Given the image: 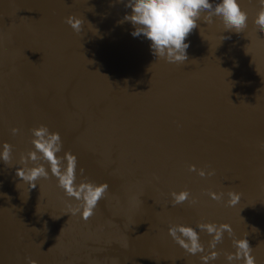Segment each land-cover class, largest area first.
Listing matches in <instances>:
<instances>
[{"label":"water","instance_id":"1","mask_svg":"<svg viewBox=\"0 0 264 264\" xmlns=\"http://www.w3.org/2000/svg\"><path fill=\"white\" fill-rule=\"evenodd\" d=\"M215 2V0H213ZM126 0H0V264H226L245 238L264 264V32L260 0H240L247 27L225 31L202 14L186 37L182 64L152 55L149 42L120 23ZM68 17L81 20L73 31ZM46 125L75 155L78 180L108 188L94 214L56 179L36 187L15 175ZM19 132L12 135L11 128ZM197 170H213L201 177ZM82 170V171H81ZM187 189L173 205L170 193ZM209 193L221 194L212 199ZM229 193L239 194L229 205ZM227 224L215 249L188 254L171 225Z\"/></svg>","mask_w":264,"mask_h":264},{"label":"clouds","instance_id":"2","mask_svg":"<svg viewBox=\"0 0 264 264\" xmlns=\"http://www.w3.org/2000/svg\"><path fill=\"white\" fill-rule=\"evenodd\" d=\"M120 2V0H117ZM261 7L257 11L253 23L264 32V0H260ZM125 7L130 9L125 13L120 23L128 22L132 25L133 37L142 36L149 42V49L153 56L168 63L182 64L187 59L186 50L189 43L186 37L197 26V21L202 14L206 15L207 22L213 17H218L225 31L241 32L247 27L248 14L241 5L240 0H126ZM65 22L73 31L81 30V20L68 17ZM12 135L19 132L18 128H11ZM31 149L26 155L21 156V164L30 167H19L15 175L23 182L29 184L30 189L36 187V181L52 176L56 179L58 187L69 198L77 202L76 207H71L68 214H79L83 219L94 214L98 201L107 191V184L94 183L90 180H78L77 160L75 155L65 152L59 133L50 131L46 125H39L30 130ZM12 146L7 143L0 144V162H8L11 158ZM82 171V170H81ZM189 171H197L201 177L212 176L213 170L207 172L197 170L194 165H189ZM173 205L189 201L195 204V199L190 200V192L185 189L171 192ZM212 199H221V194L209 193ZM229 205H234L239 199V194L229 193ZM200 231L206 232L211 240L209 249H215L222 240L223 234H231L227 224L217 225L214 222H202L195 228L189 225H171L168 234L188 254L196 255L204 252L200 242ZM234 251L225 255L226 264H256L255 257L251 255L252 247L245 238L233 240ZM218 253L211 251L209 255H201L202 264H209L215 260ZM29 264H35L30 261Z\"/></svg>","mask_w":264,"mask_h":264}]
</instances>
